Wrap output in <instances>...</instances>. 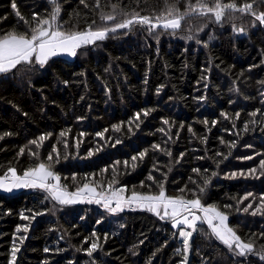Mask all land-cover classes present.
I'll use <instances>...</instances> for the list:
<instances>
[{"label": "trees", "instance_id": "obj_1", "mask_svg": "<svg viewBox=\"0 0 264 264\" xmlns=\"http://www.w3.org/2000/svg\"><path fill=\"white\" fill-rule=\"evenodd\" d=\"M85 2L87 8L80 0H56L61 31H83L93 21L97 28L112 27L114 22L102 21L101 14H115L118 23L124 13L154 17L173 3L184 12L196 0H100L99 7L96 0ZM12 3L0 0V36L34 26L17 17ZM15 3L29 22L33 13L46 17L55 6L51 0ZM253 11L264 12V3L257 0ZM146 109L152 111L144 116ZM48 133L40 147L29 143ZM156 144L160 149L153 148ZM145 150L133 168L132 157ZM49 154L51 170L69 192L88 183L99 192H108L111 184L122 186L125 196L133 191L156 195L162 184L168 197H199L203 206L216 207L241 240L254 245L255 254L239 257L202 222L190 240L186 264H264V210L253 215L264 195V26L240 12L219 23L192 15L175 32L160 28L150 34L147 26L134 25L82 47L74 60L52 58L43 68L21 65L0 74V176L9 168L22 175L48 164ZM248 193L253 195L241 201ZM249 204L253 207L245 212ZM93 241L100 247L89 256ZM14 244L19 248L15 264L184 261L183 242L170 220L139 209L109 213L88 202L60 205L40 189L0 193V264H9Z\"/></svg>", "mask_w": 264, "mask_h": 264}, {"label": "snow or ice", "instance_id": "obj_2", "mask_svg": "<svg viewBox=\"0 0 264 264\" xmlns=\"http://www.w3.org/2000/svg\"><path fill=\"white\" fill-rule=\"evenodd\" d=\"M55 5L52 11L47 14L46 17H41L37 13L32 14V21L29 22L21 16L20 12L17 10V4L13 0L12 8L15 10L17 17L23 20L26 24H34L30 26L28 31L23 33H18L15 30L0 36V74H8L13 70H16L18 66L21 65H32L36 64L43 68L52 57L59 54H68L70 56H76L78 50L87 45H94L97 42L104 41L109 34L116 33L117 30H131L134 25L147 26L150 34H154L157 29L171 30L175 32L180 29L182 22L186 18H190L192 15L208 16L209 18L214 17L215 22H221L222 19L228 13H250L255 17V21H258L260 25H264V12L253 11L257 0H252V2L243 3L242 5L237 4L236 0H230L228 3H224L223 0H196L195 3H189L184 12H180L176 5L169 4L164 12L158 16L150 17L147 15H140L137 12L130 14L124 13L125 19L122 22H115V14H101L100 19L102 21H113L114 25L112 27H94L95 22L89 25L85 30L80 31H61L60 25L58 24V17L61 12V7L56 0H51ZM260 3H264V0H259ZM80 3L86 8L88 4L85 0H80ZM100 6V0H96V7ZM118 5H112L113 10H115ZM78 15V14H77ZM234 31L243 32L244 29H234ZM127 34V33H125ZM187 39H192L191 36ZM199 43V41H197ZM67 83V82H65ZM159 91V89L157 90ZM199 99H204L199 97ZM151 109L142 110L144 116L149 115ZM259 111V110H257ZM257 111L251 113L253 117L257 115ZM222 115H225L222 113ZM239 113L236 114L239 118ZM141 113L135 114V121H139ZM227 118V116H225ZM80 119V118H78ZM256 121H252L255 123ZM133 121L129 122V127L131 129V124ZM164 124H168L169 121L164 120ZM207 124L208 122L205 121ZM213 125L217 121L213 120L211 122ZM136 127L139 124L136 123ZM247 129V125H245ZM115 131H120L119 125H113ZM191 131V128H189ZM163 131V129H161ZM51 133L42 134L37 139L30 141L31 145H35L37 148L42 145V143L51 136ZM65 132H61L60 136H65ZM98 137L103 138V133H96ZM120 143V141H117ZM153 148L160 149V145H153ZM25 152L24 148L20 149V154ZM53 152H56L55 146L53 147ZM31 155L35 156V152H31ZM93 153L90 151L89 156ZM147 154V150L140 152L137 156L132 157V167H136L137 159H143ZM183 156V153L181 154ZM53 160V155L49 154L48 164L40 163L34 168H29L24 171L23 175H17L16 169L9 168L8 172L5 173L3 178H0V189L4 191L11 192L13 189L19 188H30V189H40L48 194V197L53 201L58 202L60 205H71L78 202L87 201L88 203H96L101 205L109 213H117L123 211L125 208L132 207L135 205L140 209H145L149 212L157 215L161 220H170L171 225L174 229H177L179 236L183 240L184 261L181 264H186L187 253L190 247V239L193 236V232L197 229V222L203 221L207 223L208 227L211 229V235L215 236L224 245H226L230 250L236 251V255L239 257H245L247 254H255L253 243H244L240 236L228 226L226 223L227 216L219 211L214 206L204 207L201 204L199 197L195 199H184L181 197H168L165 193L164 187L160 185V191L158 195H145L133 191L131 196H125V189L123 187L113 188L111 184L108 185V193H100L96 191V188L85 183L82 187L76 189L75 192H69L66 188L62 187L59 183L60 177L55 175L51 170V162ZM128 162L125 161V164ZM261 169H264V161L260 163ZM193 171H199L194 169ZM255 169L250 170L249 175L255 173ZM11 174L9 178L8 174ZM215 175V173H213ZM233 177L237 173L231 174ZM239 175H244V173H239ZM152 179V176H149ZM55 181V182H53ZM115 181H113L114 183ZM209 180H205L204 184L207 185ZM143 184V182H141ZM183 191V190H182ZM201 193L204 188H200ZM253 194L248 193L245 197L241 198V201L247 200ZM225 207H231L226 205ZM252 205L249 204L243 210L248 212L252 209ZM264 210V195L260 197V203L257 205L253 211V215ZM197 212L203 215H198ZM42 213H35V215H41ZM23 219L27 220L28 217L21 213ZM97 223H100L98 220ZM186 229H191L188 231ZM20 229L18 227L17 232ZM24 232L28 231L27 226L23 229ZM95 236V233H93ZM21 243L23 242V237L20 238ZM86 240L88 238H85ZM100 247V245L93 241L87 249V254L92 256L93 253ZM264 247V246H262ZM19 248L14 244L12 248V258L9 264H15L16 254ZM45 252L49 251L48 248L44 249ZM178 253L181 249L176 250ZM260 259L264 260V252L260 254Z\"/></svg>", "mask_w": 264, "mask_h": 264}, {"label": "rangeland", "instance_id": "obj_3", "mask_svg": "<svg viewBox=\"0 0 264 264\" xmlns=\"http://www.w3.org/2000/svg\"><path fill=\"white\" fill-rule=\"evenodd\" d=\"M264 26V25H263ZM88 46V45H87ZM66 55H68V54H59V55H57V56H55V57H52V58H64V59H67V60H74L75 58H76V56H66ZM51 58V59H52ZM34 168V167H33ZM54 172V171H53ZM55 173V175H57L58 177H59V175L56 173V172H54ZM9 175V178L11 177V174L9 173L8 174ZM18 175V174H17ZM23 175V174H22ZM22 175H20V176H22ZM5 176V175H4ZM4 176H0V178H3ZM53 182H55V181H53ZM120 187H122V186H120ZM120 187H118V188H120ZM28 189H30V188H19V189H13L11 192H7V191H4L3 189H0V193H2V194H5V195H13V194H17V193H19V192H21V191H23V190H28ZM97 191V190H96ZM97 192H99V191H97ZM100 193H108V192H100ZM125 195V194H124ZM156 195H158V194H156ZM87 201H84V202H78V203H86ZM93 204H96V203H94L93 202ZM98 205V204H97ZM101 206V205H100ZM204 207H206V206H204ZM208 207V206H207ZM125 209H139V210H145V209H140V208H138V207H136L135 205H133L132 207H129V208H125ZM124 209V210H125ZM147 211V210H146ZM152 213V212H151ZM154 214V213H153ZM197 214L198 215H203L202 213H200V212H197ZM226 215V214H225ZM157 216V215H156ZM227 216V215H226ZM227 218H228V216H227ZM227 221H228V219H227ZM227 221H226V223H227ZM203 221H198L197 222V224H199V223H202ZM205 223V222H204ZM207 224V223H206ZM186 230H188V231H191V229H186ZM193 234H194V232H193ZM177 237H178V240L179 241H182L183 242V240H182V238L179 236V232H178V230H177ZM192 238V237H191ZM191 240V239H190ZM245 243V242H244ZM183 248V247H182ZM189 249H190V247H189ZM189 254V251H188V253L186 254V255H188Z\"/></svg>", "mask_w": 264, "mask_h": 264}, {"label": "crops", "instance_id": "obj_4", "mask_svg": "<svg viewBox=\"0 0 264 264\" xmlns=\"http://www.w3.org/2000/svg\"><path fill=\"white\" fill-rule=\"evenodd\" d=\"M66 56H70V55H66Z\"/></svg>", "mask_w": 264, "mask_h": 264}]
</instances>
